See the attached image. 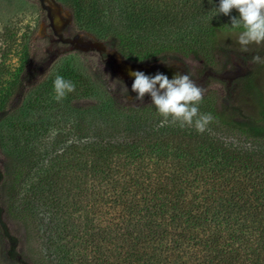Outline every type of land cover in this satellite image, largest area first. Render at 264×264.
Masks as SVG:
<instances>
[{"label":"trees","instance_id":"trees-1","mask_svg":"<svg viewBox=\"0 0 264 264\" xmlns=\"http://www.w3.org/2000/svg\"><path fill=\"white\" fill-rule=\"evenodd\" d=\"M54 1L130 64L189 59L222 74L234 53L250 69L226 93L204 90L199 110L213 119L203 132L160 127L151 101L112 92L77 120L70 112L51 138L53 123L8 109L15 76L0 96V148L12 162L0 264H264V43L240 53L226 42L238 13L209 21L219 0ZM58 74L75 84L66 104L93 94L83 76L60 70L28 108L45 95L52 104ZM5 182L0 168V194Z\"/></svg>","mask_w":264,"mask_h":264},{"label":"rangeland","instance_id":"rangeland-1","mask_svg":"<svg viewBox=\"0 0 264 264\" xmlns=\"http://www.w3.org/2000/svg\"><path fill=\"white\" fill-rule=\"evenodd\" d=\"M237 36L238 34H230L226 42L236 51L245 52L241 50ZM256 46L258 45L252 44L248 48L253 49ZM167 62L170 63L159 61L134 65L124 61L89 32L74 25L68 11L54 0H0V96L11 89L14 77L19 76V85H15L8 109L15 110L16 113L28 111L26 113L29 120L53 123L48 133L49 138L57 132L59 126L62 129L69 128L70 120L73 119L69 116L70 112H77L76 115L74 113L77 120L79 112L97 106L99 101L112 92L123 101L130 100L140 104L150 102L151 98L147 94L142 101L135 99L136 93L131 89L134 77L130 73L133 71H142L148 76L159 72L170 79L177 72L189 74L203 90L226 93L229 86L227 84L235 77L247 74L250 69L249 62L247 66L234 53L222 74H213L210 71L203 73L201 66L189 59H171ZM60 70H72L78 76H83L91 85L93 94L89 97L73 98L67 104L64 100H54L51 105V97L45 95L47 101L28 108L27 99L35 96L39 90L42 92L43 83ZM256 76L261 84L264 80V69ZM48 91L54 98V89ZM92 122L95 120L92 119ZM0 168L6 174V182L0 194L3 196L11 177L12 162L1 148ZM12 226L22 241L21 228ZM22 243L20 249H23Z\"/></svg>","mask_w":264,"mask_h":264},{"label":"clouds","instance_id":"clouds-1","mask_svg":"<svg viewBox=\"0 0 264 264\" xmlns=\"http://www.w3.org/2000/svg\"><path fill=\"white\" fill-rule=\"evenodd\" d=\"M233 10L238 15L231 16L228 25L232 32L239 30L237 42L241 50L247 51L249 45L264 43V0H219L209 21L219 14L229 16ZM252 59L262 62L259 56ZM130 75L134 77L131 89L136 93L135 99L142 101L146 94L150 96L151 105L162 118L160 127L171 124L180 128L194 127L196 131L203 132L213 119L211 114L200 112L204 90L189 74L177 72L171 79L159 72L148 76L142 71H133ZM53 89L54 99L59 102L75 91V84L58 74L53 81Z\"/></svg>","mask_w":264,"mask_h":264}]
</instances>
